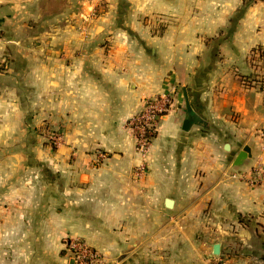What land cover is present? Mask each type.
<instances>
[{
    "label": "crops",
    "instance_id": "1",
    "mask_svg": "<svg viewBox=\"0 0 264 264\" xmlns=\"http://www.w3.org/2000/svg\"><path fill=\"white\" fill-rule=\"evenodd\" d=\"M73 2L26 50L0 15V264H74L69 238L103 264H264V0ZM169 93L142 155L129 120Z\"/></svg>",
    "mask_w": 264,
    "mask_h": 264
},
{
    "label": "built area",
    "instance_id": "2",
    "mask_svg": "<svg viewBox=\"0 0 264 264\" xmlns=\"http://www.w3.org/2000/svg\"><path fill=\"white\" fill-rule=\"evenodd\" d=\"M171 94L147 98L143 109L129 120L135 134L137 151L142 155L148 152L157 133L161 117L168 112L172 105ZM51 138L54 144L61 142V135L58 133H52ZM144 170V166L141 165L139 172L142 173ZM236 175L234 174V176ZM258 181L264 182V162L258 163L256 166L255 178L251 180V183ZM66 246L73 257L74 264H103L101 254L84 240L69 238L66 240Z\"/></svg>",
    "mask_w": 264,
    "mask_h": 264
},
{
    "label": "rangeland",
    "instance_id": "3",
    "mask_svg": "<svg viewBox=\"0 0 264 264\" xmlns=\"http://www.w3.org/2000/svg\"><path fill=\"white\" fill-rule=\"evenodd\" d=\"M2 1L3 6L2 13L0 15H5L4 12L8 10V7L12 8L13 6L17 7V23H16V29L9 30L8 28H4L1 30V32L4 34V37H7L12 34V32H16L18 40L22 41V44L19 45V49L26 50L25 43L27 40H25L27 31L25 29V23L27 21H33L35 22V30L40 31L41 29V15L40 13L44 14L45 12H48V9H52L55 11V9L62 7L66 4V0H0ZM56 3V4H54ZM71 6V9H74L78 11L80 5V2L78 0H74L73 3L69 4ZM55 8V9H54ZM50 11V10H49ZM53 11V12H54ZM41 44V43H40ZM8 58V57H6ZM4 63L5 66H8V59L3 60L0 62V67H2V64ZM52 133H58V130L53 125H45L42 126L40 129V136L43 139V143L48 145L49 147H52L54 149L58 148L62 144V139L59 144H54L51 138ZM59 134V133H58ZM104 156H102V153L98 154L97 162H102ZM71 255V253L69 252ZM216 254V253H215ZM218 255V254H216ZM72 256V255H71ZM212 264H219L217 261L213 262Z\"/></svg>",
    "mask_w": 264,
    "mask_h": 264
},
{
    "label": "water",
    "instance_id": "4",
    "mask_svg": "<svg viewBox=\"0 0 264 264\" xmlns=\"http://www.w3.org/2000/svg\"><path fill=\"white\" fill-rule=\"evenodd\" d=\"M185 97H186L187 107H188V110H189V112H190V111H191V107H190V103H189L188 95H187L186 93H185ZM190 123H192V119H191L190 116H188V117L186 118L185 122H184V128H185V129H188V128H189L188 126L190 125ZM249 154H250V153H249V148H248V147H245V148H244V149L238 154V156L236 157L235 165H240V164H242L243 161H244V159H246V158L248 157ZM167 205H168L169 207L172 206V200H171V199H169V200L167 201ZM220 248H221L220 243H215V244H214V247H213V249H214V253L219 254V253H220Z\"/></svg>",
    "mask_w": 264,
    "mask_h": 264
},
{
    "label": "trees",
    "instance_id": "5",
    "mask_svg": "<svg viewBox=\"0 0 264 264\" xmlns=\"http://www.w3.org/2000/svg\"><path fill=\"white\" fill-rule=\"evenodd\" d=\"M245 83L249 86H256L257 88L261 89L264 94V75L262 76H252V77H247L245 79Z\"/></svg>",
    "mask_w": 264,
    "mask_h": 264
}]
</instances>
